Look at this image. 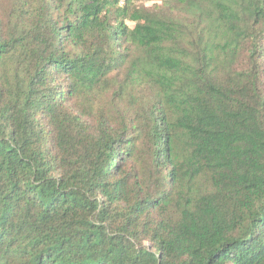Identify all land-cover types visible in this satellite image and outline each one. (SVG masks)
I'll use <instances>...</instances> for the list:
<instances>
[{"label": "trees", "instance_id": "1", "mask_svg": "<svg viewBox=\"0 0 264 264\" xmlns=\"http://www.w3.org/2000/svg\"><path fill=\"white\" fill-rule=\"evenodd\" d=\"M0 264H264V0H0Z\"/></svg>", "mask_w": 264, "mask_h": 264}, {"label": "built area", "instance_id": "2", "mask_svg": "<svg viewBox=\"0 0 264 264\" xmlns=\"http://www.w3.org/2000/svg\"><path fill=\"white\" fill-rule=\"evenodd\" d=\"M123 0H120V3H122Z\"/></svg>", "mask_w": 264, "mask_h": 264}]
</instances>
